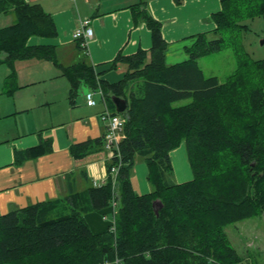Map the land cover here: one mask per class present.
<instances>
[{
  "label": "trees",
  "instance_id": "trees-1",
  "mask_svg": "<svg viewBox=\"0 0 264 264\" xmlns=\"http://www.w3.org/2000/svg\"><path fill=\"white\" fill-rule=\"evenodd\" d=\"M219 1L220 11L211 16L215 29L190 36L187 59L174 65L164 61L167 43L160 22L144 3L132 6L135 21L150 31L152 45L130 56L117 55L111 68L123 64L126 71L111 84L99 80L84 59L63 67L52 47L26 46L30 37L55 36L52 19L38 5L0 0V12L15 16L12 25L0 28V65L31 58L51 61L69 83L70 100L86 86L100 88L112 108V97L127 104L118 146L122 165L115 233L107 227L95 234L84 219L86 213L110 208L108 176L100 187L90 185L0 215V264H242L225 229L256 217L264 223V59L252 60L239 50L235 35L246 29L244 21L264 17V0ZM228 48L236 58L233 73L224 82L204 77L197 59ZM182 143L192 179L177 184L170 152ZM45 151L40 143L17 159ZM100 151L103 138L70 147L76 160ZM137 158L148 170L151 192L146 195H138L130 183ZM116 161L107 162V173Z\"/></svg>",
  "mask_w": 264,
  "mask_h": 264
},
{
  "label": "crops",
  "instance_id": "crops-1",
  "mask_svg": "<svg viewBox=\"0 0 264 264\" xmlns=\"http://www.w3.org/2000/svg\"><path fill=\"white\" fill-rule=\"evenodd\" d=\"M23 1L40 6L52 19L55 30L53 37H30L26 46L52 47L56 62L63 67L84 59L99 80L111 84L122 80L126 71L123 64L111 68L110 63L117 55L130 56L152 45L150 31L143 22L135 21L132 6L144 3L147 13L160 22L161 35L167 43L164 53L167 65L187 59L188 38L214 30L211 16L221 9L219 0ZM83 19L89 20L92 38L85 48L79 49L76 45L79 41L72 34ZM14 22V13L0 12V28ZM58 55L70 62L77 56V62L61 63ZM11 72L13 77L6 83ZM111 72L118 74L113 76ZM91 91L81 86L70 100L69 83L51 61L31 58L0 65V215L64 197L71 191L83 192L93 183L107 180L109 159L104 149L79 160L70 153L72 145L103 138L106 123L101 114L105 106L115 112L98 93L93 95L95 106L87 105L85 94ZM40 143L46 147L43 155L18 161L20 155ZM170 159L172 181L177 184L190 181L186 151L177 147L170 152ZM147 173V166L137 158L130 183L138 195L151 192ZM112 218L111 207L84 215L95 234L106 231Z\"/></svg>",
  "mask_w": 264,
  "mask_h": 264
},
{
  "label": "rangeland",
  "instance_id": "rangeland-1",
  "mask_svg": "<svg viewBox=\"0 0 264 264\" xmlns=\"http://www.w3.org/2000/svg\"><path fill=\"white\" fill-rule=\"evenodd\" d=\"M243 23L246 25V29L236 33L235 45L239 50L248 54L252 60L264 59V17H256ZM208 38L213 39L214 36L209 35ZM58 60L61 63L73 64L77 62V56L70 62L58 55ZM197 64L204 77H217L220 82H224L235 70L236 58L232 49L228 48L198 58ZM111 74L116 76L118 72H111ZM188 102L189 100L181 101L178 105ZM179 147H182V152L185 153V145L182 143ZM187 168L191 172L190 167ZM225 232L230 244L242 259V264H264L263 218L256 217L234 223L228 226Z\"/></svg>",
  "mask_w": 264,
  "mask_h": 264
},
{
  "label": "built area",
  "instance_id": "built-area-1",
  "mask_svg": "<svg viewBox=\"0 0 264 264\" xmlns=\"http://www.w3.org/2000/svg\"><path fill=\"white\" fill-rule=\"evenodd\" d=\"M74 1V0H72ZM74 40L79 41V45L81 48H84L86 42L92 38V28L89 26V20L83 19L80 21L79 27L72 34ZM98 94L103 97V93L100 88L96 90ZM94 92H89L85 95V100L87 105L94 106L95 101L93 100ZM101 120L106 123V133L103 136V148L107 152L108 159L117 158L115 164L110 167L109 175L111 179L112 186V200H111V208H112V221L109 225V230L112 233H115V225H114V212L117 207V175L118 171L122 165V161L119 155V143L122 139L123 128L125 124V117L113 114L109 112L106 108L104 112L101 114ZM104 183H93L94 187H100ZM105 219V218H104ZM115 264H120L117 260Z\"/></svg>",
  "mask_w": 264,
  "mask_h": 264
},
{
  "label": "water",
  "instance_id": "water-1",
  "mask_svg": "<svg viewBox=\"0 0 264 264\" xmlns=\"http://www.w3.org/2000/svg\"><path fill=\"white\" fill-rule=\"evenodd\" d=\"M111 101L115 107V112L116 113H124L126 108H127V104L125 102L124 99L120 98V97H112L111 98ZM154 204H159V201L156 200L154 202ZM160 205V204H159ZM157 210H155V214L157 215Z\"/></svg>",
  "mask_w": 264,
  "mask_h": 264
}]
</instances>
